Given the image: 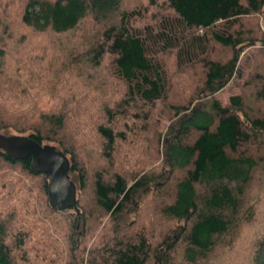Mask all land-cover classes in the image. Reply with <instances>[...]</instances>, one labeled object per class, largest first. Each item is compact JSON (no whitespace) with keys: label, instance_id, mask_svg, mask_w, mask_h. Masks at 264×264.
Returning a JSON list of instances; mask_svg holds the SVG:
<instances>
[{"label":"trees","instance_id":"trees-1","mask_svg":"<svg viewBox=\"0 0 264 264\" xmlns=\"http://www.w3.org/2000/svg\"><path fill=\"white\" fill-rule=\"evenodd\" d=\"M11 2L34 44L14 40L6 14ZM155 2L146 9H157ZM160 6L138 26L145 9L129 10L123 0H0V92L6 93L0 133L12 130L63 151L79 208L77 214L52 207L47 175L34 173L29 158L0 149V264H215L211 254L233 246L235 230L260 216L247 264H264V203L248 204L254 174L264 166V74L256 73L248 97L232 95L227 105L216 97L243 77L244 48L264 55V34L242 29L243 19L264 16V0H162ZM86 20L99 29L89 34ZM75 30L81 39L62 41ZM213 45L227 49V58H211ZM169 53L179 70L201 68L195 96L182 104L167 101L161 56ZM106 61L122 85L120 109L108 103ZM159 104L172 115L153 150L158 164L144 171L135 154L127 168L119 143L145 141L150 150L145 130Z\"/></svg>","mask_w":264,"mask_h":264},{"label":"rangeland","instance_id":"rangeland-1","mask_svg":"<svg viewBox=\"0 0 264 264\" xmlns=\"http://www.w3.org/2000/svg\"><path fill=\"white\" fill-rule=\"evenodd\" d=\"M123 1L126 6H131L129 10L134 9V7H140L141 10H143V8L145 9V18L135 22V25L138 26H141L143 23H147L151 19V15L154 14L153 16H155L159 13V11H163V6H160L162 0H156L155 3L158 6L157 9L154 7H149L148 10L146 9V5H148L149 0ZM14 3H17V1H14ZM14 3L11 2L9 9L6 12L10 26L9 30H12L15 41H23L25 43L27 41L29 45H32L34 44V38L29 34V29L20 26L19 19L16 14L18 8L14 5ZM136 3L138 5H134ZM242 23V29L252 32V35L256 36L264 34V16H262L261 14L247 17L243 19ZM84 25L86 26V31H89V34H91V31L89 30L90 28L91 30L94 29V31L99 29L96 24L89 22V20H86L84 22ZM60 38L63 39V42L69 44L78 41L79 38L81 39L80 33L76 32V30L64 36H61ZM17 42L12 43H14V46L18 48L19 44ZM211 49L212 50L210 51V56L214 59L224 60L229 54V51L227 49L218 45H213ZM257 50H259V48H256V46H249L242 50V54L240 55V63L242 64V66H244L243 77H234L222 90H220L216 94V97L222 102L223 105L229 104V98L232 95L241 94L245 97H248V95L253 90L254 79L258 77L256 73L262 72L264 74L263 70L261 69L262 65L264 64V55L257 56ZM43 52L44 51H34L33 55H36V58H42V56L44 55ZM8 59L10 63V57H8ZM161 61L166 67L169 78L167 101L182 104L185 103L189 98H191L193 93V96H195V93L202 81L201 68L196 65L193 67L184 68L183 70H179V67L177 68L174 57L171 53L161 56ZM255 65L256 69L254 67ZM104 70L108 79L105 85V90L108 91V94L110 95V97H112V100L110 99L108 101L109 106L117 107L120 109L123 107V104L119 102L121 96L120 93L122 92V85L111 76V74L114 76V74L116 73V69L113 67V64L110 61H106L104 64ZM24 77L26 78V75H20L19 81H22ZM83 80L84 77L80 76L77 80L78 85L82 83L81 89L82 91H86L87 86L84 82H82ZM0 96L4 97L6 96V93L1 91ZM3 101L4 100H2V102ZM54 101H56L57 103L54 108H57L59 105V101L57 99H55ZM169 115H172L170 109L168 108L167 110V108L163 104H159L158 107L154 108L153 115L151 116L150 122L147 125L148 131L145 130L149 140L150 150L146 151L145 141H141L137 145H133L132 140L125 143H119L120 151L124 153V155L121 156V160L124 164L127 165V168H131L133 161L137 159L135 154H138L139 157H142L144 163V165L142 166H144L145 168L144 171H148L150 167L157 166L159 159H155L153 150L156 148L157 138L161 137L164 134L167 125L169 124ZM126 128L129 129L130 126L128 125L126 126ZM11 134L17 133H14L12 130L7 131V135ZM141 145L142 148L140 149ZM140 151H142V153ZM128 157L131 161V164H128ZM260 168L261 166L259 167V169ZM259 169L254 174L253 180L249 186L250 200L248 201V204L256 206L257 208H262V204L264 203V166L262 167V169ZM257 198H262V201L259 200L257 202ZM262 220L263 216H260L258 218V221H256V223L252 226H248L249 224L245 223L239 226L235 230V233L237 234L235 235V237H233V246L221 249V251L218 250L219 252L214 251L213 254H211V258L214 259L215 264H247L249 261V246L251 245V242L254 240V238L258 236V233L260 232L259 225L261 224Z\"/></svg>","mask_w":264,"mask_h":264},{"label":"water","instance_id":"water-1","mask_svg":"<svg viewBox=\"0 0 264 264\" xmlns=\"http://www.w3.org/2000/svg\"><path fill=\"white\" fill-rule=\"evenodd\" d=\"M0 149L13 159H30L34 173L47 175L49 203L58 209L73 208L79 214L76 185L69 175L70 162L54 145L42 144L28 135L0 133Z\"/></svg>","mask_w":264,"mask_h":264}]
</instances>
